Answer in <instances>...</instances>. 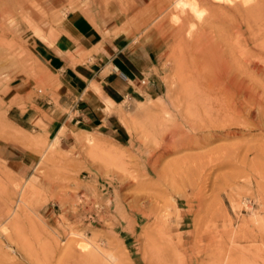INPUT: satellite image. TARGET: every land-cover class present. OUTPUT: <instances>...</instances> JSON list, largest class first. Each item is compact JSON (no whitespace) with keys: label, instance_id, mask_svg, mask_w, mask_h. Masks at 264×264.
Masks as SVG:
<instances>
[{"label":"rangeland","instance_id":"obj_1","mask_svg":"<svg viewBox=\"0 0 264 264\" xmlns=\"http://www.w3.org/2000/svg\"><path fill=\"white\" fill-rule=\"evenodd\" d=\"M177 1L0 0V143L37 154L0 160V264H264V0ZM67 13L161 50L162 92L122 117L121 142L15 125L53 89L32 45ZM225 62L245 90L221 109L207 86Z\"/></svg>","mask_w":264,"mask_h":264},{"label":"crops","instance_id":"obj_2","mask_svg":"<svg viewBox=\"0 0 264 264\" xmlns=\"http://www.w3.org/2000/svg\"><path fill=\"white\" fill-rule=\"evenodd\" d=\"M104 20L96 19L95 27L83 14L67 13L51 46L34 41L33 54L50 74L53 89L35 101V108L19 111L22 121L15 125L48 141L61 129L64 136L71 131H93L117 142L123 140L122 117L162 92L161 50L130 36L105 37ZM38 120L48 125L46 134L35 127ZM36 156L19 143H0V160L9 170L33 165Z\"/></svg>","mask_w":264,"mask_h":264},{"label":"bare ground","instance_id":"obj_3","mask_svg":"<svg viewBox=\"0 0 264 264\" xmlns=\"http://www.w3.org/2000/svg\"><path fill=\"white\" fill-rule=\"evenodd\" d=\"M214 1H216L217 3L218 2H227L228 0H214ZM176 5H180V6H186V7H188V4H187V2L185 1V0H178L177 2H176ZM179 6V7H180ZM190 8V11L194 14V15H196L198 18H200L201 16H202V14H201V12H199V10L197 9V7H196V5L195 4H191L190 6H189ZM1 17V16H0ZM221 53V52H220ZM224 56V55H223ZM225 59V58H224ZM224 62V61H223ZM242 62H245V60L243 61L242 60ZM241 62V63H242ZM237 64V63H236ZM246 67V66H245ZM243 69H242V67H241V64H239V65H235V64H228L227 62H225V64L223 65V67H222V69L220 70V72L219 73H216V80L214 81L213 80V82H210V83H208V91L210 92V91H214L215 93H216V90H217V94H219L220 96H219V98H218V102H219V107L222 109L223 107H227L228 105H229V103H228V101H230L229 100V97L232 95V93H235V92H238V94H242V91H241V88H242V86H240V88L238 87V85L241 83V85H242V82H238V79L236 78L237 77V75L239 74V73H241V71H242ZM247 72V71H246ZM243 73V72H242ZM244 74V73H243ZM246 74V73H245ZM241 76V75H240ZM246 76V75H245ZM247 76H248V73H247ZM250 77H251V75H250ZM243 78V77H242ZM241 80H243V79H241ZM245 82V81H244ZM239 83V84H238ZM246 83V82H245ZM244 83V84H245ZM244 86V85H243ZM246 86H248L247 84H246ZM245 86V87H246ZM252 86V85H251ZM253 87V86H252ZM251 88V87H250ZM243 90H245V88H242ZM250 90V89H249ZM240 91V92H239ZM207 92V91H206ZM208 92V93H209ZM247 92V91H246ZM201 94V93H200ZM214 94V93H213ZM261 94V93H260ZM243 95V94H242ZM247 95H248V93H247ZM253 95V94H252ZM211 96V95H210ZM249 96V95H248ZM247 97V96H246ZM238 98V97H237ZM248 98V97H247ZM250 98V97H249ZM240 99V98H239ZM255 99V98H254ZM257 99V98H256ZM194 100V99H193ZM206 100V99H205ZM216 100H217V98H216ZM214 101V100H213ZM249 101V100H248ZM252 101V100H251ZM195 103V102H194ZM208 103V102H207ZM236 103V102H235ZM214 104H216L215 102H214ZM202 106H203V103L201 104ZM200 106V105H199ZM205 106V105H204ZM203 106V107H204ZM241 106H242V104H241ZM219 107H217V108H219ZM246 108V107H245ZM202 109V108H201ZM235 109H237V108H235ZM240 110V109H239ZM238 110V111H239ZM230 111H231V109H230ZM263 111V110H262ZM224 113V112H223ZM236 113V112H235ZM245 113V112H244ZM204 114V113H203ZM226 116H227V114H226ZM194 117V116H193ZM202 118V117H201ZM239 120V119H238ZM214 121V120H213ZM194 124V123H193ZM190 125V124H189ZM196 125V124H195ZM191 126V125H190ZM192 127V126H191ZM196 127V126H195ZM195 127H193V128H195Z\"/></svg>","mask_w":264,"mask_h":264},{"label":"built area","instance_id":"obj_4","mask_svg":"<svg viewBox=\"0 0 264 264\" xmlns=\"http://www.w3.org/2000/svg\"><path fill=\"white\" fill-rule=\"evenodd\" d=\"M122 76V78H124V75H121Z\"/></svg>","mask_w":264,"mask_h":264}]
</instances>
